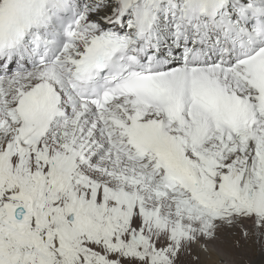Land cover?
I'll return each mask as SVG.
<instances>
[{
	"label": "snow or ice",
	"instance_id": "snow-or-ice-1",
	"mask_svg": "<svg viewBox=\"0 0 264 264\" xmlns=\"http://www.w3.org/2000/svg\"><path fill=\"white\" fill-rule=\"evenodd\" d=\"M249 241L264 264V0H0V264Z\"/></svg>",
	"mask_w": 264,
	"mask_h": 264
},
{
	"label": "rangeland",
	"instance_id": "rangeland-1",
	"mask_svg": "<svg viewBox=\"0 0 264 264\" xmlns=\"http://www.w3.org/2000/svg\"><path fill=\"white\" fill-rule=\"evenodd\" d=\"M254 249H255V246L252 244L251 241H249L248 244L244 245V247L242 249L237 250L234 253V256H235V259L238 262V264L240 261H246L249 258V254L251 252H253ZM226 258L228 259V257H226ZM256 259L258 261V258H256ZM209 262H208V264H215V263L217 264V262H215V260H213V259Z\"/></svg>",
	"mask_w": 264,
	"mask_h": 264
},
{
	"label": "bare ground",
	"instance_id": "bare-ground-1",
	"mask_svg": "<svg viewBox=\"0 0 264 264\" xmlns=\"http://www.w3.org/2000/svg\"><path fill=\"white\" fill-rule=\"evenodd\" d=\"M225 259L227 260V258L225 257ZM213 260H215V262H217V258L216 257H214L213 258ZM258 262V264H259V261H257ZM210 263V262H209ZM216 264V263H215Z\"/></svg>",
	"mask_w": 264,
	"mask_h": 264
}]
</instances>
